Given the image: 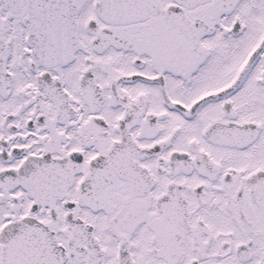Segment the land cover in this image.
<instances>
[{"label": "snow or ice", "instance_id": "snow-or-ice-1", "mask_svg": "<svg viewBox=\"0 0 264 264\" xmlns=\"http://www.w3.org/2000/svg\"><path fill=\"white\" fill-rule=\"evenodd\" d=\"M0 264H264V0H0Z\"/></svg>", "mask_w": 264, "mask_h": 264}]
</instances>
